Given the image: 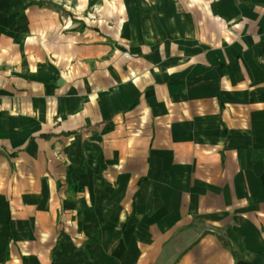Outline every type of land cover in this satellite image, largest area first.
Here are the masks:
<instances>
[{
  "label": "crops",
  "instance_id": "obj_1",
  "mask_svg": "<svg viewBox=\"0 0 264 264\" xmlns=\"http://www.w3.org/2000/svg\"><path fill=\"white\" fill-rule=\"evenodd\" d=\"M65 3L0 0V264H264V0Z\"/></svg>",
  "mask_w": 264,
  "mask_h": 264
},
{
  "label": "rangeland",
  "instance_id": "obj_2",
  "mask_svg": "<svg viewBox=\"0 0 264 264\" xmlns=\"http://www.w3.org/2000/svg\"><path fill=\"white\" fill-rule=\"evenodd\" d=\"M44 1H50L51 2L52 0H44ZM65 1H67V0H64V2ZM53 2H55L56 5L61 6L63 8L69 7V5L67 6L66 3L64 4L63 0H53Z\"/></svg>",
  "mask_w": 264,
  "mask_h": 264
},
{
  "label": "trees",
  "instance_id": "obj_3",
  "mask_svg": "<svg viewBox=\"0 0 264 264\" xmlns=\"http://www.w3.org/2000/svg\"><path fill=\"white\" fill-rule=\"evenodd\" d=\"M221 244H222V247H223V248H225V249L227 248L226 245L223 244L222 242H221ZM230 256H231V258L235 261V264H239V263L235 260L234 255H233L232 253L230 254Z\"/></svg>",
  "mask_w": 264,
  "mask_h": 264
}]
</instances>
